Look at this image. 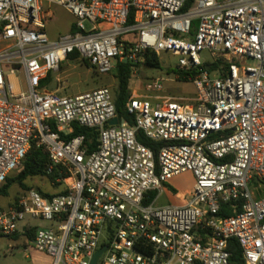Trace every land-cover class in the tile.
Segmentation results:
<instances>
[{
    "label": "built area",
    "instance_id": "obj_1",
    "mask_svg": "<svg viewBox=\"0 0 264 264\" xmlns=\"http://www.w3.org/2000/svg\"><path fill=\"white\" fill-rule=\"evenodd\" d=\"M50 6L74 31L48 37ZM148 52L177 57L195 97L161 96L162 78L128 87L130 125L106 87L47 91L73 54L100 75L128 64L131 81ZM75 126L97 132L94 150L65 138ZM137 131L164 143L156 157ZM32 143L60 190L0 207V236L21 237L25 252L51 264H90L102 247L96 264H232L234 239L244 264H264V0H0V186ZM185 173L194 184L174 192L181 203L156 206Z\"/></svg>",
    "mask_w": 264,
    "mask_h": 264
},
{
    "label": "rangeland",
    "instance_id": "obj_2",
    "mask_svg": "<svg viewBox=\"0 0 264 264\" xmlns=\"http://www.w3.org/2000/svg\"><path fill=\"white\" fill-rule=\"evenodd\" d=\"M51 12L52 18L46 24V32L50 39H56L58 36L68 33L73 17L60 6H53ZM199 55L201 59H206L208 56L206 52H202ZM158 59L159 69L149 70L143 67L138 69L135 77L129 81L128 87L142 89L150 79L162 78L163 90L160 92L161 96L187 100L194 98L196 89L193 83L178 81V78H176L177 70L175 65L178 58L170 55V53L162 52L159 54ZM56 77L61 81V84L55 86L50 83L47 86V91L58 89L61 96L77 95L103 87L110 89L114 93L116 88V80L113 78L112 73L100 75L81 60L64 62ZM184 103L188 102L184 101ZM15 175L16 173H12L9 178H13ZM25 184L48 193H54L59 190V188L51 186L46 178H31L25 181ZM193 184L194 179L190 173L181 174L173 178L164 186V192L158 197L155 205L180 204L181 202L173 197L174 192L185 193L192 189ZM21 192L22 190L17 185L11 186L8 196L0 197V207L10 205ZM33 224L43 229L50 227L48 222L39 220L33 222ZM22 241L21 238L14 240L11 237L0 236V264H30V259L25 256L23 245L21 246L20 244ZM11 247H13V251L9 253Z\"/></svg>",
    "mask_w": 264,
    "mask_h": 264
},
{
    "label": "trees",
    "instance_id": "obj_3",
    "mask_svg": "<svg viewBox=\"0 0 264 264\" xmlns=\"http://www.w3.org/2000/svg\"><path fill=\"white\" fill-rule=\"evenodd\" d=\"M132 22V16L130 17V23ZM74 31V28L72 29ZM76 54L71 55L68 60H74ZM88 67H90L87 62L82 61ZM160 64L157 56L154 53H146L145 62L143 63V68L146 69H159ZM216 65L210 67L211 71H214ZM92 68V67H91ZM112 76L116 80V88L114 90V105L116 109L117 118L119 121L125 120L130 125L133 124L131 117H129L125 111V103L130 95L128 85L131 78V72L129 69V65L125 63L116 64L114 70L112 71ZM192 75L190 74L187 76L185 73H181L178 76V81L182 82H191ZM83 135L86 138V144L89 150H94L96 145V137L97 132L93 129L81 128L75 126L73 129L72 134L65 136L66 139H70L72 137ZM136 140L141 143L142 145L151 149L155 155L157 156V152L159 148L164 144L162 142H155L143 134L141 131H137L136 133ZM48 164V158L46 153L40 148L32 143L27 154L24 157L22 162V169L20 171H15L12 173H16L13 178H9L10 174L5 182L0 186V197H7L9 189L13 185H17L22 192L33 189L34 187L28 186L25 184V181L31 178H46L48 182H53L56 177L59 176V169L57 167L53 168L50 174H45V168ZM63 177V175H62ZM60 190V189H59ZM21 192V193H22ZM42 195L49 196L44 192L40 191ZM21 195V194H20ZM12 202L14 203L18 197ZM18 236H15V238ZM228 251L230 253L229 261L232 264H244L242 259L241 250L236 240L231 239L228 242Z\"/></svg>",
    "mask_w": 264,
    "mask_h": 264
},
{
    "label": "crops",
    "instance_id": "obj_4",
    "mask_svg": "<svg viewBox=\"0 0 264 264\" xmlns=\"http://www.w3.org/2000/svg\"><path fill=\"white\" fill-rule=\"evenodd\" d=\"M52 7L53 6H50V9ZM73 22H74V20L72 21L71 26H70V29H69L68 32H71L72 29L74 28ZM52 40H54V39H52ZM12 238L14 240H18L21 237H16V238L15 237H12ZM20 244L22 246L23 245V241ZM25 256L30 259V262H29L30 264H51V259L48 256H46L43 253L37 252L35 250H32V249H28V251L25 252Z\"/></svg>",
    "mask_w": 264,
    "mask_h": 264
},
{
    "label": "water",
    "instance_id": "obj_5",
    "mask_svg": "<svg viewBox=\"0 0 264 264\" xmlns=\"http://www.w3.org/2000/svg\"><path fill=\"white\" fill-rule=\"evenodd\" d=\"M117 123V119H112L109 122V125H115ZM105 250V247H102L100 250H98L92 257L90 264H96V261L98 260V258L100 257V255L102 254V252Z\"/></svg>",
    "mask_w": 264,
    "mask_h": 264
}]
</instances>
